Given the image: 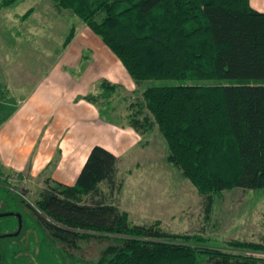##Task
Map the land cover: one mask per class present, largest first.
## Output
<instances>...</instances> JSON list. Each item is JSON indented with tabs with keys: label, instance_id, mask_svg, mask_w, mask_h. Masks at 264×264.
I'll return each instance as SVG.
<instances>
[{
	"label": "trees",
	"instance_id": "1",
	"mask_svg": "<svg viewBox=\"0 0 264 264\" xmlns=\"http://www.w3.org/2000/svg\"><path fill=\"white\" fill-rule=\"evenodd\" d=\"M55 1L103 41L137 87L152 82L140 97L101 80L98 93L84 99L103 120L130 126L141 137L157 127L167 160L204 196L207 216L224 190L264 189V12L250 0ZM74 35L72 29L64 48ZM119 103L133 110L126 125L117 121ZM118 163L94 146L75 185L45 181L34 205L51 221L45 225L51 239L73 245L116 236V244L90 264H264V258L234 254L199 235L133 224L128 212L108 201L107 194L119 189ZM228 244L264 253L263 243Z\"/></svg>",
	"mask_w": 264,
	"mask_h": 264
},
{
	"label": "rangeland",
	"instance_id": "2",
	"mask_svg": "<svg viewBox=\"0 0 264 264\" xmlns=\"http://www.w3.org/2000/svg\"><path fill=\"white\" fill-rule=\"evenodd\" d=\"M83 27L89 28L72 11L60 8L55 0H17L0 9V86L11 88L20 75L27 73L43 76L55 54H61L72 29L76 33ZM150 83L145 82L144 86ZM118 106L116 117L126 125L133 110L128 104ZM168 154L166 140L157 127L144 134L141 143L124 157L117 179L119 189L107 194L108 201L128 212L133 224L153 225L178 236L199 235L207 244L234 254L264 258V253L238 252L228 244L231 241L264 244V189L224 190L214 196L211 214L207 216L204 196L181 169L167 160ZM9 183L10 189L0 187V210L20 211L18 204L22 201L37 211L40 222L26 214L23 237L0 238V247L4 249L2 264H90L108 246L116 244V236L95 235L65 245L51 239L47 231L46 239L43 232L51 221L34 205L45 184L40 180L18 187V183ZM101 188L108 192L106 186ZM6 222L8 230L16 225L10 217H0V235L7 230L3 227Z\"/></svg>",
	"mask_w": 264,
	"mask_h": 264
},
{
	"label": "crops",
	"instance_id": "3",
	"mask_svg": "<svg viewBox=\"0 0 264 264\" xmlns=\"http://www.w3.org/2000/svg\"><path fill=\"white\" fill-rule=\"evenodd\" d=\"M250 4L264 12V0ZM55 55L43 76L27 73L11 88L0 86V174L16 175L17 187L47 179L73 186L91 149L101 146L119 159L120 179L124 157L142 137L130 126L103 120L84 97L98 93L94 88L101 80L132 96L141 97L146 86L137 87L117 56L87 27ZM7 184L0 181L6 190Z\"/></svg>",
	"mask_w": 264,
	"mask_h": 264
},
{
	"label": "flooded vegetation",
	"instance_id": "4",
	"mask_svg": "<svg viewBox=\"0 0 264 264\" xmlns=\"http://www.w3.org/2000/svg\"><path fill=\"white\" fill-rule=\"evenodd\" d=\"M18 206L21 209L20 211H17V210H8V211L0 210V213H12V215H9V216H6V217H10L16 223V225H15L13 230H8L7 227H8V223L10 224V221H7L8 222V223L6 222L7 226H3V227L6 228L8 231L7 230H5V231L3 230L4 235L15 234V233L19 232L18 236L6 237V238H16V237L18 238V237H23L24 236V233H23L24 218L27 215H30V216L34 217L36 222H38V223L40 222V220H38L37 211H35V209L32 208L31 205L24 204V202L21 201V202H19ZM12 225H13V223H12ZM4 235H0V238L2 236H4ZM43 235L44 236L46 235V228H45V231L43 232ZM47 237L48 236L46 235V239H47ZM12 243L16 244V241L15 242L13 241ZM3 252H4V249L0 247V255H1L0 264H2V261H3ZM14 256H13V258H14Z\"/></svg>",
	"mask_w": 264,
	"mask_h": 264
},
{
	"label": "water",
	"instance_id": "5",
	"mask_svg": "<svg viewBox=\"0 0 264 264\" xmlns=\"http://www.w3.org/2000/svg\"><path fill=\"white\" fill-rule=\"evenodd\" d=\"M9 215H12V213H0V217H6V216H9ZM18 235H19V232L15 233V234L4 235L2 237H13V236H18ZM0 259H1V255H0Z\"/></svg>",
	"mask_w": 264,
	"mask_h": 264
},
{
	"label": "built area",
	"instance_id": "6",
	"mask_svg": "<svg viewBox=\"0 0 264 264\" xmlns=\"http://www.w3.org/2000/svg\"><path fill=\"white\" fill-rule=\"evenodd\" d=\"M0 179H5V180L7 179V180H9V182H13L12 185H15L14 183L17 182V176H16V175H14V176L10 179V178H8V177H6V176L0 174Z\"/></svg>",
	"mask_w": 264,
	"mask_h": 264
}]
</instances>
